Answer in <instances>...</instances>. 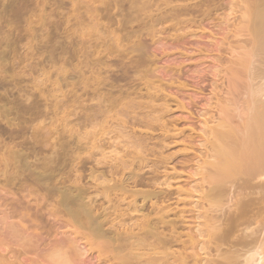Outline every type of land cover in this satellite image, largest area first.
I'll use <instances>...</instances> for the list:
<instances>
[{
    "label": "bare ground",
    "instance_id": "1",
    "mask_svg": "<svg viewBox=\"0 0 264 264\" xmlns=\"http://www.w3.org/2000/svg\"><path fill=\"white\" fill-rule=\"evenodd\" d=\"M111 2L114 6L118 5V9L124 14L121 15L118 22L120 28L112 32L114 36L111 39L112 45L105 52L108 56L119 54L122 51L126 53L121 56L124 57L123 59L128 58L131 66H127L131 67L135 74H139L141 71L138 69L143 68V64L148 62L144 61V58L147 57L150 46L148 44V48H146L147 44H143L146 41L145 39L141 41L142 37L148 36L153 39L158 34V29L160 27L163 29L168 23L181 26L178 32L185 31L192 18L199 23L198 27L201 28L202 23L208 21L212 13L220 11V7L221 10L222 7L224 10L227 5V3L222 5L221 0H112ZM240 2L243 3V6L238 5L236 8L241 13L239 16L232 17L235 20L239 19L235 27L241 34L239 38L242 39L235 40L240 41H238L239 45L235 49L231 48L230 53L228 52L230 61L224 64L225 69L219 71L217 70L219 67L214 66V71L221 75L216 81L218 84L211 89V95L215 94V101L211 103L207 96L208 109H202L197 113H200L199 117L202 118L199 120L201 137L198 140V155L188 159L184 154L176 162L182 167L191 163L190 166H186V169H190L189 175L199 177L192 179L185 185V188L177 187L175 190V193L180 197L196 198V201L191 203L192 210L196 213V220L202 221L207 229L206 231L201 230L199 223L194 227L196 231L194 236L201 239L196 246L194 247L195 240L192 234L190 232L183 234L178 227V224H185V212L177 211L167 204L171 199L169 190L139 193L133 189L132 186H137L142 182L143 176L137 173L142 169H129L131 166L129 163H123L122 158L119 160L118 167L120 169L117 167L112 172L119 177V181L116 182L112 179V185L107 184L103 187V194L107 201L112 203L113 201L109 197L115 192H120L121 196L114 197L117 202H126L127 209L121 210V204L116 206L115 203L109 205L110 207H105L90 196V188L80 184L78 180V182L69 184V181L64 177L65 163L63 164V162H66L62 156L66 149L64 142L57 146L62 154L58 150L52 154V157H45L43 151L48 146L49 140L46 135L51 130L39 127L37 130L34 129V135L30 136L32 141L15 143L3 155L1 162L4 167H9L14 172L10 176H3L1 182L3 186L9 184L11 189L16 188L17 191L24 192L25 195L21 196L22 199L36 198L27 202V217L39 219L43 207L41 202L45 203L50 200L53 205L47 209L48 205L45 208L46 213L43 215L48 218L63 219L73 231L63 239H59L56 235L57 238L54 237L53 241L50 240L46 245H43L41 254H38L41 246L39 240L41 239L27 233L21 223L14 222L18 217L16 215L18 210L14 203L0 201V233H6L11 241L13 240L15 247L23 251V255L17 251V254H11L9 257L0 253V264H40L41 262L44 264H76L86 254L87 247H90L91 250L96 249L98 252L96 259L99 264H264V224L262 228L256 227L258 218L261 215L264 217V0H247L246 5L244 0ZM234 3L236 2L233 1ZM234 9L228 5L226 10L229 12L237 10ZM230 13L223 14L228 22L231 20L229 19ZM219 16H222L221 13ZM213 20L215 19L213 18ZM133 21L137 24L135 29L127 30L128 27L125 25H128L127 22L132 23ZM115 35H119V38ZM81 36H86V32L83 31ZM124 42L129 46L128 49L123 44ZM131 54L136 55L129 58L128 56ZM1 57H4L3 53L0 55ZM126 64L124 65L126 66ZM128 67L125 71L120 67L124 71L123 74L131 72V68L129 70ZM150 70L145 69V72ZM155 71H153L154 74ZM76 76L78 75L76 74ZM138 78L140 81L143 80L147 86L150 85L149 78L142 75H138ZM95 81L96 88L93 89L90 100L96 98L100 100L99 108H102V114L112 111L126 113L128 110H131V113H136L137 116L144 112L148 113L146 119L132 118L131 121L123 122L125 129L132 131L135 126L149 128V125L157 119L153 115L156 113V109L150 108L147 104L136 102V94L132 90L134 85L130 84L129 89L123 90L124 87L121 88L120 84H116L118 82L116 78L112 80L113 83L109 84L104 83L105 79L100 81L96 78ZM121 81L119 79V83ZM225 81L226 85L224 86ZM100 86L108 88L104 89ZM0 102H2L1 98ZM32 104L30 103L28 106ZM35 104L34 102L33 106ZM12 106L13 104L5 111V114H9L10 110H17L15 104L13 108ZM89 109L87 107V110ZM149 109H151L150 112ZM160 112L162 113V110ZM152 115L153 117L149 118ZM92 117L86 113L83 116L84 121L88 124L92 122ZM14 131L9 133L11 139L19 135V129ZM0 132L2 131L0 130ZM121 134H123L122 131ZM130 138H128L131 140L130 148L134 150L145 148V140ZM182 138V150L183 153H186L188 136L186 138L183 135ZM59 140L54 139L52 143H58ZM53 148L54 146L50 145V149ZM46 152L48 153L47 150ZM99 163V161L96 162L97 165ZM152 171L154 174L157 173V167H154ZM93 172V170L90 171V173ZM90 177L93 178V176ZM92 180L97 181L95 178ZM173 180H175L173 175L167 176L161 185H166L169 188L172 186L171 181ZM93 188L102 187L95 184ZM3 192L9 193L4 191L1 186L0 199ZM38 192L41 193L40 198H37ZM194 193L198 196L194 197ZM112 208L114 212L119 213L115 219L113 218L114 212H109ZM127 213L140 215L126 221L123 217ZM261 219L260 221H262ZM47 227L52 228L51 226ZM39 229V231L42 230ZM45 229H47L46 225ZM74 234H79L80 237L71 238ZM185 236L188 237L187 241L184 240ZM205 236L208 240H205ZM81 241L84 243L81 244ZM196 248L201 253L190 254L188 252L189 250L195 252ZM197 256L201 258L197 260ZM22 257L24 262L21 261ZM73 258L79 259L75 263Z\"/></svg>",
    "mask_w": 264,
    "mask_h": 264
},
{
    "label": "rangeland",
    "instance_id": "2",
    "mask_svg": "<svg viewBox=\"0 0 264 264\" xmlns=\"http://www.w3.org/2000/svg\"><path fill=\"white\" fill-rule=\"evenodd\" d=\"M111 1L0 0V55L3 53L4 56L1 57L2 60L0 58V98L2 99L0 102V130L2 131L0 132V187L2 186L4 191L9 192H3V195L1 193L0 201L14 203L16 210H18L16 213L18 217L15 218L14 222L21 223L26 228L27 233L41 239L39 240L41 246L38 254H41L42 246L50 240L53 241L56 235L59 239H63L68 237L73 230L69 225H66L63 219H53L43 215L46 213L45 208L49 205L47 209H50V205H53L50 200L45 203L41 202L43 207L39 219L27 217V202L36 198L22 199L25 195L24 192L17 191L16 188L11 189L9 184L8 186L2 185V177L10 176L14 171L9 167L5 168L1 158L15 143L32 141L30 138L34 135V129L37 130L39 127H46L51 130L46 135L49 140L48 146L43 151L45 157H52V154L59 150L58 144L64 142L63 144L66 145V151L64 150L62 155L66 159V162H63V164L65 163L64 177L69 181V184L79 181L80 184L90 188V196L96 202H101L105 207H110L109 205H113V203L116 206L121 204V210L127 209L126 202L121 203L116 200V197L121 196L120 192H115L109 197L113 201L112 203H109L103 194V187L107 184L112 185V179L116 182L119 181V177L112 172L118 167L119 160L122 158L123 163L131 165L129 169H142L137 172L143 176L142 182L137 186H132L135 191L145 193L169 190L171 192V199L167 204H170L177 211L185 212V224H178V227L183 234L189 232L192 234L195 240L194 247L201 240L194 236L196 233L194 227L199 223L201 230H207L202 221L196 220V213L192 210L191 203L196 201V198L191 196L190 198L180 197L175 193L177 187L185 188V185L192 179L199 177L189 175L190 169H186V166H190L191 163L182 167L176 162L184 154L188 159L198 155V140L201 137L199 120L202 118L199 117L200 113H197L202 109H208L207 101L209 98L211 103L215 101V94L211 95V89L218 84L216 81L221 75L214 71V66H218L217 70L219 71L225 69L224 64L230 61L227 54L230 53L231 48L235 49L239 45L240 41L235 40L242 39L239 38L241 34L237 32L235 27L239 19L235 20L232 16H239L241 12L236 7L238 5L243 6V3L240 2L241 0H221L222 5L227 3V7L224 5V10L223 7L222 10L220 7V11L214 12L218 15L212 13L210 19L202 23L201 28L198 27L199 23L192 18L185 31L178 32L181 26L168 23L163 29L162 27L158 29V34L153 39L148 36L142 37L141 41L143 39L146 41L143 44H147L146 48L149 44L151 49L148 48L149 53L144 58V61L148 62L143 64V68L138 69L141 71L139 74H135L132 72L133 69L130 67V70L127 66L130 65L128 58L123 59L124 57L121 56L126 53L122 51L123 53L108 56L105 52L112 45L111 39L114 38L112 32L120 28L118 22L121 15L124 14L118 9V5L114 6ZM233 1L236 3L233 4ZM244 1L246 5L247 0ZM183 3L185 4V2ZM228 5L232 6L233 9L235 8L234 10L237 9L236 11L232 10L233 13L236 12L234 15H232V11L230 13L226 10ZM115 13L117 14L115 15ZM220 13L222 16H219ZM228 13L231 14L230 22L225 16L223 17V14ZM118 14L120 15L118 16ZM127 24L125 25L128 27L127 30L137 26L134 21L132 23L127 22ZM83 31L86 32L84 37L81 36ZM115 37L119 38V35H115ZM231 41L233 42L230 43ZM123 44L128 49L127 43L124 42ZM218 47L220 48L217 49ZM134 55L136 54H131L128 57L131 58ZM115 60L119 62L117 63ZM151 63L153 64L151 65ZM116 64H119L118 67ZM106 66L107 68H105ZM120 67L124 71L128 67L132 74H130L131 72L123 74L124 71ZM148 68L151 70L145 72V69L149 70ZM143 70L144 73H142ZM138 75L149 78L150 85L147 86L143 80L140 81ZM96 78L100 81L105 79V84L113 83L112 80L116 78L118 80L116 84H120L121 88L124 87L123 90L129 89L130 84L131 86L134 85L132 90L135 91L136 102L147 104L150 108L156 109V113L153 115L157 117L158 121L156 119L149 125V128L135 126L130 131L123 127V122L131 121L132 118L146 119L147 112L138 116L136 113H131V110L126 113L112 111L102 114V108H99L100 100L97 98L90 100L92 91L96 88ZM124 78H126L125 81ZM119 79L122 80L120 83ZM225 85L226 81L224 82ZM100 88L107 89L108 87L100 86ZM154 92L156 93L153 98ZM209 95L211 96L209 97ZM34 102L36 106H33ZM30 103L33 104L28 106ZM12 104V108L15 104L17 110H10L9 114H5V111ZM87 107L90 109L87 110ZM84 113L93 116L91 123L88 124L84 121ZM153 115L149 118H152ZM13 129H19L18 138L11 139L9 133L13 132ZM129 135L135 139L145 140V148L141 150L130 148L129 142L131 140L129 139L131 138ZM183 135L186 138L188 136L186 153H183L182 150ZM54 139L60 140L58 143H52ZM50 145H53L54 148L50 149ZM58 152L62 154L61 150ZM97 161L100 162L98 165L96 164ZM174 166L176 167L172 170ZM154 167H157L155 174L152 171ZM92 170L94 172L90 173ZM171 175L175 177V180L171 181L172 186L169 188L166 185L162 186L161 184L167 176ZM90 176H93L97 181L92 180L93 178ZM151 179L155 180L150 181ZM95 184L102 188H93ZM37 194V198H40L41 193L38 192ZM193 196H198V194L194 193ZM148 210H150L149 207ZM109 212H114L113 208ZM118 215V212H114L113 218L115 219ZM139 215L127 213L123 218L128 221L129 218L135 219ZM170 217L173 218V216ZM259 221L262 222L261 225ZM29 222L30 224H28ZM257 223L259 225L257 224L256 227H263L264 217L262 215L258 218ZM45 225L47 229H45ZM36 226L39 227L36 228ZM39 228L42 230L39 231ZM3 233H0V253L9 257L19 251L23 255L22 249H17L13 240L11 241L9 236ZM74 237L80 236L74 234L71 238ZM206 239L208 240L205 236ZM184 240L187 241L188 237L185 236ZM80 243L83 244L84 241ZM89 248L87 247L88 250L83 257L72 260L76 263L79 259L76 264H89L90 262V264H99L96 259L98 252L96 249L91 250ZM188 252L190 254L201 253L197 251V248L195 252L192 250ZM211 253L214 254L213 251ZM23 257L21 258L22 262H24ZM200 258L197 256V260ZM40 264H44V262Z\"/></svg>",
    "mask_w": 264,
    "mask_h": 264
}]
</instances>
